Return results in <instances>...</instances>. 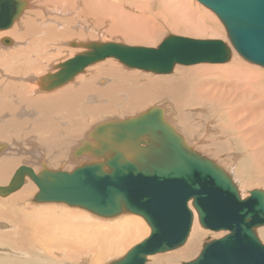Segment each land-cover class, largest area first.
<instances>
[{"label":"bare ground","instance_id":"6f19581e","mask_svg":"<svg viewBox=\"0 0 264 264\" xmlns=\"http://www.w3.org/2000/svg\"><path fill=\"white\" fill-rule=\"evenodd\" d=\"M25 1L26 6L11 26L0 30V187L9 183L20 164L32 168L34 173H38L43 168L69 172L83 163L101 160L87 149L76 154L77 149L87 146L93 148L97 145L93 133L98 125L136 117L149 109L150 102L161 100L166 96L169 100L163 99V101L168 105L170 103V106L177 111H182L180 114L175 113V116L178 115L177 123L186 130L185 135H182L184 141L187 136L194 137L196 133L194 141L200 138L198 135L202 137L203 134L207 139H218L212 149L217 157L225 150L224 147H230V142H243L244 146L242 144L240 146L245 151L241 159H231L228 155L221 161L228 163L229 167L240 166L243 174L241 183L244 187L251 184L257 186L253 189L264 190L258 187V185L264 186V69L262 68L264 66L245 62L237 56L229 40H223L230 47V60L215 63L216 65L205 62L183 66L176 64L171 72L152 77V72L128 68L136 70L131 72L115 65L111 60L114 58H106L85 66L64 84L47 89L48 81L59 71L60 66L86 49L80 44L95 41L85 37H83L85 39L76 38L92 37L95 26L86 30L75 27L70 29L68 24L71 20L59 24L61 25L59 29L55 24L46 25V20L51 18H42L40 6L36 7L38 0L36 3ZM51 1L53 0H44L43 4ZM85 1L92 6L98 0H83ZM196 1L169 0V4L168 2L166 4L165 0H158L157 11L153 13L156 19L149 18V23L154 22V25L156 23L160 27L162 24L173 25L174 30L173 27L170 28L173 31L180 29L183 32L196 31V25L190 26L193 23L188 26V21L192 19L188 15L192 16L195 12L204 19L206 17L212 20L217 27L216 32L222 27L227 37L226 29L216 14ZM51 4L58 7L57 9L64 6L61 0H55ZM165 4L168 8L183 6L185 12L180 13L181 16L174 12L169 17V13L164 10ZM171 7L170 10L173 9ZM96 11L98 10H94ZM145 15L146 13L142 14ZM186 18L189 20L187 21ZM194 21L196 23L197 19ZM117 27L118 25H115V32L125 34ZM197 27L199 30L198 25ZM50 36L58 45L66 38L63 43L68 42L71 54L67 50L69 55L66 53L64 58L59 57L60 47L57 49L56 46L55 52L52 49L53 53L47 52ZM17 37L22 40L19 44L16 43ZM4 38L9 41L2 42L1 39ZM53 56H58V61L47 64L45 68L44 62L46 60L48 62ZM196 105H199V110L196 112L184 110L186 107H196ZM152 107L166 110L160 105L152 104L150 108ZM202 112L224 115L230 121V128L226 132L222 131L218 137L216 136L219 133L214 132L213 129L211 132L208 130L210 133L198 132L193 123H189L192 120L189 118L194 115L198 117ZM197 117L196 119L199 120ZM163 119L167 122L166 118ZM174 126L176 127L175 124ZM179 133L184 134L181 130ZM222 138L224 140H220ZM188 142L185 141L186 145L194 149L190 138ZM201 144L204 146L203 143ZM198 145L196 144V149L201 150L202 146L199 148ZM210 157L208 158L211 159ZM253 189L243 196L241 189L238 188L242 198L249 196ZM37 191L36 184L25 175L17 189L6 195L0 194V264H108L118 259L120 255L123 256L150 234L149 225L138 215L123 212L113 217H104L63 202H38L33 200ZM188 205L192 209L190 202ZM200 227L205 229L199 224L194 212L190 232L182 245L169 251L149 255L147 258L154 260L155 264L163 262L180 264L195 259L202 249L197 245L202 234ZM255 231L259 240H264V225L257 227ZM226 233L228 232L213 231L212 236L218 238ZM262 241L260 242L264 244ZM147 258L146 264H149L150 260L148 259V262Z\"/></svg>","mask_w":264,"mask_h":264},{"label":"water","instance_id":"95a60500","mask_svg":"<svg viewBox=\"0 0 264 264\" xmlns=\"http://www.w3.org/2000/svg\"><path fill=\"white\" fill-rule=\"evenodd\" d=\"M197 1L220 19L230 45L243 59L264 66V0ZM25 6V0H0V30L10 27ZM5 39L1 41H9ZM80 45L86 49L60 66L47 89L106 58L166 74L176 64L223 63L231 56L221 39L175 34H167L155 47L115 41ZM162 116L159 107H152L130 119L100 124L93 133L97 145L76 154L87 149L101 160L69 172L43 168L34 173L20 166L0 194L17 189L27 175L38 187L34 201L63 202L104 217L123 212L142 217L149 236L108 264H146L147 256L182 245L194 212L203 228L228 233L205 242L195 259L180 264H264V244L255 231L264 225V190L253 189L242 198L226 170L187 146Z\"/></svg>","mask_w":264,"mask_h":264},{"label":"rangeland","instance_id":"374dc122","mask_svg":"<svg viewBox=\"0 0 264 264\" xmlns=\"http://www.w3.org/2000/svg\"><path fill=\"white\" fill-rule=\"evenodd\" d=\"M30 2H33V3H36L37 2V0H29ZM55 0H53V1H51V2H49L48 4H43V2H44V0H38V2L39 3H37L36 4V7L38 8L39 6V10H41L42 11V14H41V16H42V18L43 19H47V18H51L50 20L49 19H47L46 20V25H51V24H55L56 26H57V28L58 27H60L61 25H59V24H63L64 23V21L65 22H69L70 20V24H68V25H70L69 26V28L70 29H74V27L75 28H77V29H79V30H86V28L88 29V28H92V27H94L93 29H95V30H93L94 31V34H93V36L92 37H86V36H81V37H76V38H78V39H85V38H87V39H89V40H95V41H115V42H121V43H125V44H129V45H140V46H147V47H155V46H157L160 42H161V40L167 35V34H176V35H179V36H187V37H191V38H199V39H222V40H228L227 39V37H226V33H225V31L223 30V28L220 26L221 24L219 23V26L221 27V30L220 31H215V29L217 28L216 27V25L213 23V21L212 20H210L209 18H206L205 17V19H204V17H202V16H200L198 13H195V12H193V14H192V16H191V14H189L188 16H189V18H192V19H190L189 20V18H188V20H187V18H186V20L188 21V26H189V24H192V25H190L191 27L193 26H195L196 25V31L194 30H192V31H190L189 32V30L188 31H186V32H183V31H181L182 29H180V30H175V31H173L174 30V27H173V25H164V24H162L161 25V27H160V25L159 24H156L155 23V25L153 24L154 22H152V23H149V18H151V19H156V16L155 15H153V13L155 12V10L157 11V8H156V5H157V3H158V0H96L97 2H94V5H90V4H88V1H85V2H83V0H61V2L63 3V7L62 8H60V9H57L58 7H56L54 4H51L52 2H54ZM151 1H153V2H151ZM192 2H193V0H191ZM194 1H196V0H194ZM165 2H166V4H167V2H168V4H169V0L168 1H166L165 0ZM32 3V4H33ZM45 3V2H44ZM56 3V2H55ZM70 3V4H69ZM80 3V4H79ZM86 3V4H85ZM196 3H199V4H201L199 1H196ZM196 3H195V5H196ZM79 4V5H78ZM165 4V6H164V10L166 11V12H168L169 13V17H170V15L172 14V13H176L177 15H179V16H181L185 11V9H184V7L182 6H180V5H178V7L176 6V7H173V9H172V7H171V9L172 10H170V7L168 8V5H166ZM48 5V6H47ZM102 5V6H101ZM149 5V6H148ZM163 5H164V3H163ZM202 5V4H201ZM167 6V7H166ZM79 7V8H78ZM97 7H99V8H97ZM146 7H148L147 9H146ZM178 8V10H176V9ZM181 8L183 9V10H181ZM106 11H105V10ZM94 10H98V11H96V12H94ZM103 10V11H102ZM149 10V11H148ZM153 10V11H152ZM168 10V11H167ZM174 10V11H173ZM181 10V11H180ZM45 11V12H44ZM151 11V12H150ZM171 11V12H170ZM211 11V10H210ZM84 12V13H83ZM85 12H87V13H85ZM179 12V13H178ZM141 13V14H140ZM143 13H146V15L145 16H142V14ZM180 13H182V14H180ZM188 13H190V12H188ZM110 14V15H109ZM140 14V15H139ZM152 15V16H150L149 17V15ZM50 15H51V17H50ZM101 15H102V17H101ZM113 15V16H112ZM43 16H45V17H43ZM47 16V17H46ZM110 16V17H109ZM135 16V17H134ZM142 16V17H141ZM147 16H148V18H147ZM191 16V17H190ZM196 16V17H195ZM89 17V18H88ZM132 17V18H131ZM138 17V18H137ZM146 17V19H144ZM153 17V18H152ZM168 17V18H169ZM141 18V19H140ZM144 19V21H143V19ZM200 18V19H199ZM66 19V20H65ZM91 19V20H90ZM134 19V20H133ZM136 19H138V21H140L141 20V22H143V24L141 23V22H139L138 23V21L136 20ZM166 20H168L167 18H165ZM194 19L196 20L197 19V21H200V22H197L196 21V23H195V21H194ZM41 19H39V21H40ZM133 20V21H132ZM148 20V21H147ZM152 20V21H153ZM191 20H193L192 22H191ZM202 20V21H201ZM205 20V21H204ZM49 21V22H48ZM149 23V25H147L148 23ZM191 22V23H190ZM205 22V23H204ZM120 23V24H119ZM124 23V24H123ZM145 23H147V24H145ZM89 24V25H88ZM95 24H97V25H95ZM110 24H112V25H110ZM136 24V25H135ZM151 24V25H150ZM152 24H153V26H152ZM171 24V23H170ZM110 25V26H109ZM115 25H118V29H122V31H124V33L125 34H123V33H118V32H115ZM124 25L126 26V27H128V29H126V27H124ZM144 25V26H143ZM197 25L199 26V30H198V27H197ZM102 26V27H101ZM140 26V27H139ZM142 26V27H141ZM145 26H148L147 28L145 27ZM155 26V27H154ZM169 26V27H168ZM164 27H166L165 29H164ZM169 29H168V28ZM173 27V30L172 29H170V28H172ZM206 29L207 28V30H205L204 28ZM61 28V27H60ZM97 28V29H96ZM142 28H144V30L142 29ZM146 28V29H145ZM162 28V29H161ZM59 29V28H58ZM113 29V30H112ZM153 29H155L154 31L156 32V38H158V39H156V38H154L155 36H154V33L155 32H153ZM158 30V32H157V30ZM176 29V28H175ZM194 29V28H193ZM202 29V30H201ZM134 30H137L136 32H137V34H136V32L134 31ZM224 32H223V31ZM109 31H110V33H109ZM151 31V32H150ZM168 31V32H167ZM167 32V33H166ZM219 32H221V34L219 33ZM222 32L225 34V37H223L224 36V34H222ZM133 33H135V35L133 34ZM142 33V34H141ZM145 33V34H144ZM58 34V33H57ZM129 34H131V35H129ZM151 36H150V35ZM158 34H160V35H158ZM122 35V36H121ZM124 35H125V37H124ZM133 35V36H132ZM222 35V36H221ZM136 36V37H135ZM138 36H140L139 38H137ZM153 36V38H151ZM160 36V37H159ZM83 37H85V38H83ZM73 38V37H72ZM143 38V39H142ZM148 38V39H147ZM16 39V38H15ZM66 39V38H65ZM65 39H63V42L65 41ZM70 39V38H69ZM155 39V40H154ZM20 39H18V37H17V39H16V43L17 44H19L22 40H20ZM55 41L54 39H52L51 38V36L49 37V43H48V45H47V52H52L53 53V51L55 50L54 48H55V46L57 47V49H58V56L59 57H61V58H64L67 54H68V51H69V54H71V52H70V46L68 45V42L67 43H59V45L58 44H56L57 42L55 41L54 42V44H53V41ZM67 40V39H66ZM57 41H61V40H57ZM141 41V42H140ZM17 44H16V46H17ZM66 44V45H65ZM68 45V47H67V49H66V46ZM53 46V47H52ZM73 47V46H72ZM2 48V47H1ZM62 48V49H61ZM74 48V47H73ZM72 48V49H73ZM32 49H34V48H32ZM31 49V50H32ZM53 51H52V50ZM4 50H5V48H4ZM8 50V49H7ZM68 50V51H67ZM3 51V50H2ZM1 51V52H2ZM56 51V50H55ZM54 51V52H55ZM81 52V51H80ZM2 53H4V51L2 52ZM67 53V54H66ZM236 53V52H235ZM66 54V55H65ZM68 54V55H69ZM237 54V56L238 57H240L242 60H244L245 62H247V63H249V64H253V63H251V62H249V61H247V60H245V59H243L238 53H236ZM58 56H53V57H50L49 59H48V62H47V60H46V62H44V64H43V66H45V68H47V66L49 65V64H52V62L53 61H58ZM110 60V59H109ZM112 60V62H115L114 64L115 65H117V66H119V67H121V68H124V69H127L128 71L129 70H131V69H128V67H125L123 64H121L120 62H118L116 59H111ZM230 60V59H229ZM228 60V61H229ZM55 61V62H56ZM201 63H204V62H201ZM205 63H208V64H213V65H216L215 63H209V62H205ZM48 64V65H47ZM192 65V64H191ZM220 65H223V64H220ZM225 65V64H224ZM183 66V65H182ZM49 68V67H48ZM263 69H264V67H262ZM250 70V69H249ZM48 71V70H47ZM133 70H131V72H132ZM136 71V70H135ZM135 71H133V72H135ZM139 71V70H138ZM139 72H141V71H139ZM264 72V71H263ZM142 73H144V72H142ZM154 75H156L155 73H152V77H156V76H154ZM166 96H164L161 100L160 99H158V100H155L154 102H150L149 103V105L151 106L152 104H153V106L154 105H160V106H164V108H166V110L164 109V111H162V115H164V114H167L166 115V117L165 116H162V117H164V118H166L167 119V123H169V124H171L172 125V127H174L177 131V133L178 134H180L179 133V131L181 130V132L182 133H184V131L186 132V130L184 129V127H182V125L181 124H179V123H177L178 122V120H179V118L177 117V116H175V113L176 114H180V113H182V111H177L175 108H173V107H171L170 106V103H169V105L165 102V101H163V99H165V100H169L167 97L165 98ZM148 105V107L150 108V106ZM216 105V104H215ZM198 106L199 105H196V107H189V108H185L184 110L186 111V112H188V111H191V112H196L197 110H199V108H198ZM207 106V105H206ZM205 106V107H206ZM147 107V108H148ZM171 107V108H170ZM178 112V113H177ZM208 113V114H207ZM205 112V114H204V112H202L201 114H199V116L201 117H197V116H192L191 118H189V120L190 119H192V120H190V122L189 123H193V126H194V128H196V130L198 131V132H200V133H202V132H211L212 130L211 129H213V131L214 132H216V133H219V135H217L216 137H218V136H220L221 134V132L223 131V132H226L227 130H228V128H230V121L226 118V117H224V115H222L221 116V114H220V116H218V114L219 113H217V114H215L216 115V117H215V115L213 114H210V112ZM138 114V113H137ZM202 114H204V115H202ZM207 114V115H206ZM133 116H135V115H133ZM207 116H208V118H207ZM114 117V116H113ZM177 117V118H176ZM196 117L197 118H199V120H197L196 119ZM213 117H214V119H213ZM223 117V118H222ZM194 118H195V120H194ZM207 118V119H206ZM212 118V119H211ZM117 119V118H116ZM116 119H114V120H116ZM125 119H127V118H125ZM221 119H223V120H221ZM188 120V121H189ZM202 120V121H201ZM220 120H221V122H224V121H226V122H224V123H221L220 122ZM195 121V122H194ZM218 121V122H217ZM197 122H199V123H197ZM206 122V123H205ZM197 123V124H196ZM205 123V124H204ZM229 123V124H228ZM174 124L176 125V127L179 129H177L175 126H174ZM200 124V125H199ZM198 126V127H197ZM217 126V127H216ZM182 128V129H181ZM193 128V129H194ZM198 128V129H197ZM215 128V129H214ZM217 128V129H216ZM184 129V130H183ZM195 130V129H194ZM195 130V131H196ZM209 130V131H208ZM209 132V133H210ZM181 136L182 135H185V133L184 134H180ZM196 135H197V133L194 135V137H195V139H196ZM187 136V135H186ZM193 139H192V138ZM191 137H189V136H187L186 138H185V141L187 140V142H188V140H189V138H190V142L192 141L193 142V148H194V150H196L198 153H200V154H204V155H206L207 157H212L213 158V160L216 162V163H218L219 165L221 164V166H223L225 169H227V173L233 178V181L235 182V184L237 185V187L239 188V189H241V195H247L248 194V191L249 190H251V189H253V188H256L257 186L256 185H247L246 187H244V184L243 183H241V182H243V181H241V180H243V174L241 173V169L239 168L240 166L239 165H237L236 167H232V166H228L229 164L228 163H226V162H223V161H221L222 159L224 160V157L225 158H227L226 156H228L229 155V157H231V159L232 158H234V159H241L242 157H241V155H243L244 154V148L242 147V146H240L241 144L244 146V144H243V142H241V141H236L235 143L234 142H230L229 144H230V147H224V151H221L220 152V154L218 155V157L217 156H215L214 154H213V151L214 150H212V149H214V146H213V144L216 142V140L218 141V139H207V137H205V134H203L202 135V137L200 136V135H198V137H200L198 140H196V141H198V143H196V141H194V137L193 136H191ZM209 137V136H208ZM202 138V139H201ZM211 140H213V141H211ZM220 140H224V138H222V139H220ZM191 142V143H192ZM195 142V143H194ZM189 143V142H188ZM201 143H203L204 144V146L201 144ZM234 143V144H233ZM238 143V144H237ZM196 144H199L198 145V147L200 148V146H202L201 147V150L199 149H196ZM206 144V145H205ZM22 146H24V144L22 145ZM196 146V147H195ZM206 146V147H205ZM26 147V146H25ZM205 147V148H204ZM229 150V151H227V150ZM226 151V152H225ZM237 152V153H236ZM206 153V154H205ZM209 153V154H208ZM215 153V152H214ZM223 154H225V155H223ZM233 154H234V156H233ZM210 157V158H211ZM211 158V159H212ZM222 162V163H221ZM229 162H231V161H229ZM256 162H257V160H256ZM225 163H226V165H225ZM228 164V165H227ZM20 166H21V164H20ZM234 166H235V164H234ZM232 168V169H231ZM231 170V171H230ZM234 170H235V172H234ZM234 173V174H233ZM237 174V175H236ZM240 174V175H239ZM241 175H242V177H241ZM241 178H240V177ZM241 184V185H240ZM256 186V187H255ZM242 187V188H241ZM258 187H260V188H264V186H261V185H258ZM141 218V217H140ZM142 219V218H141ZM200 229L202 230V234H204V236L201 234L200 236L201 237H199L200 239L202 238V241H200V239H198L199 241H198V246H199V249H201L202 248V246H203V244L205 243V242H207V241H209V240H211V239H214V238H216V237H213L212 236V234H213V231H210V230H206V229H202L201 227H200ZM205 230V231H204ZM203 231H204V233H203ZM210 231V232H209ZM212 232V233H211ZM192 233V232H191ZM261 238V237H260ZM139 240V239H138ZM138 240H136V241H138ZM263 240V239H262ZM262 240H260V241H262ZM264 241V240H263ZM262 241V242H263ZM200 242V243H199ZM133 244V243H132ZM130 247V246H129ZM128 247V248H129ZM198 249V250H199ZM121 256V255H120ZM120 256L118 257V258H120ZM150 260V262H149V260ZM147 260H148V262H149V264H155V261L154 260H152L151 258H147ZM166 264V262H163L162 264ZM167 264H168V262H167Z\"/></svg>","mask_w":264,"mask_h":264}]
</instances>
